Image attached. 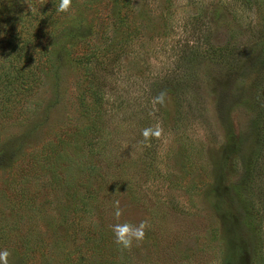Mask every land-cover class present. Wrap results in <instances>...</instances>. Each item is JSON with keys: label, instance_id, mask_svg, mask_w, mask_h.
I'll list each match as a JSON object with an SVG mask.
<instances>
[{"label": "rangeland", "instance_id": "1", "mask_svg": "<svg viewBox=\"0 0 264 264\" xmlns=\"http://www.w3.org/2000/svg\"><path fill=\"white\" fill-rule=\"evenodd\" d=\"M252 1L0 0L8 264H264Z\"/></svg>", "mask_w": 264, "mask_h": 264}, {"label": "clouds", "instance_id": "2", "mask_svg": "<svg viewBox=\"0 0 264 264\" xmlns=\"http://www.w3.org/2000/svg\"><path fill=\"white\" fill-rule=\"evenodd\" d=\"M71 0H59L57 5V12L64 13L69 10ZM162 100V97L160 98ZM144 136H148V132H144ZM119 217L120 213H116ZM145 225L142 222L139 227H135L130 224H117L113 226L112 231L115 238V243L127 249L130 248L133 244V241H140L144 238V229ZM8 251H0V264H8Z\"/></svg>", "mask_w": 264, "mask_h": 264}, {"label": "trees", "instance_id": "3", "mask_svg": "<svg viewBox=\"0 0 264 264\" xmlns=\"http://www.w3.org/2000/svg\"><path fill=\"white\" fill-rule=\"evenodd\" d=\"M259 1V4L260 5H264V0H258ZM252 3V5H253V1L252 0H244V4H251Z\"/></svg>", "mask_w": 264, "mask_h": 264}]
</instances>
